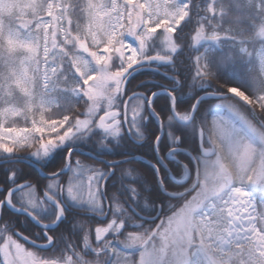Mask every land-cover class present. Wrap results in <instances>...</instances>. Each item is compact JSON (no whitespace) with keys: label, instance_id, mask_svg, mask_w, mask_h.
Returning <instances> with one entry per match:
<instances>
[{"label":"snow or ice","instance_id":"1","mask_svg":"<svg viewBox=\"0 0 264 264\" xmlns=\"http://www.w3.org/2000/svg\"><path fill=\"white\" fill-rule=\"evenodd\" d=\"M0 264H264V0H0Z\"/></svg>","mask_w":264,"mask_h":264},{"label":"trees","instance_id":"2","mask_svg":"<svg viewBox=\"0 0 264 264\" xmlns=\"http://www.w3.org/2000/svg\"><path fill=\"white\" fill-rule=\"evenodd\" d=\"M157 103L158 105L162 106L164 103L163 98H161ZM19 226L21 227V230L26 231V232L32 229V225L28 222L21 223Z\"/></svg>","mask_w":264,"mask_h":264}]
</instances>
